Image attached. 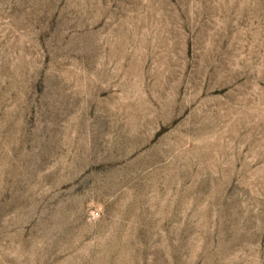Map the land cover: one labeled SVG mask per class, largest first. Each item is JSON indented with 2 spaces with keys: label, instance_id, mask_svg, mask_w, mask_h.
Listing matches in <instances>:
<instances>
[{
  "label": "rangeland",
  "instance_id": "1",
  "mask_svg": "<svg viewBox=\"0 0 264 264\" xmlns=\"http://www.w3.org/2000/svg\"><path fill=\"white\" fill-rule=\"evenodd\" d=\"M0 264H264V0H0Z\"/></svg>",
  "mask_w": 264,
  "mask_h": 264
},
{
  "label": "built area",
  "instance_id": "2",
  "mask_svg": "<svg viewBox=\"0 0 264 264\" xmlns=\"http://www.w3.org/2000/svg\"><path fill=\"white\" fill-rule=\"evenodd\" d=\"M90 216H91V218L95 219L98 216V213L95 211H91Z\"/></svg>",
  "mask_w": 264,
  "mask_h": 264
}]
</instances>
